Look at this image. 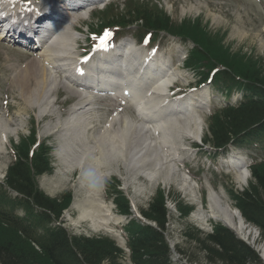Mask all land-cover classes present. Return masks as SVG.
I'll return each instance as SVG.
<instances>
[{"label": "rangeland", "instance_id": "1", "mask_svg": "<svg viewBox=\"0 0 264 264\" xmlns=\"http://www.w3.org/2000/svg\"><path fill=\"white\" fill-rule=\"evenodd\" d=\"M243 1L245 0H184V3H182V0H158V3L161 2V5L165 6L163 8L168 11V15L171 17L172 23H174L176 27L185 29L196 36L199 45L204 49L203 51L213 53L217 55V57L219 56L218 58L224 59L235 66L242 67L246 71L249 70L251 73L256 71L260 76L259 78L264 81V38H259L260 29H253L252 31L254 33L250 32L245 39H241V37L236 35V28H239V30L242 29L238 26L239 22L243 23V21H248L253 27H261L263 22L261 19V14H263L261 9L263 5H259L256 0H247V5L238 4ZM182 7L187 10L186 13H182ZM190 8H193V11L188 12ZM195 9H199L198 14ZM210 14H214V16L220 18L222 22L217 24ZM83 28L87 29V26L84 25ZM204 42L206 44H204ZM23 55H26V57ZM29 56V54L25 53H15L9 49L8 46L0 43V113L7 115L9 110V117H13L18 123L24 122V120L21 119H25V131L21 132L15 128L17 134L15 136L11 135L10 137V145L8 146L9 153L0 152V177L5 175L6 168L11 162V146H13L15 150H20L21 148L31 150L35 142H33V137L30 138L31 134H29V130L31 129V118L27 116L28 114H33V108L28 109V104L22 97L21 88L19 86L10 87L9 83L13 71ZM10 62L13 64L15 63V65L10 66ZM5 100L8 101L6 105L3 104ZM41 128L40 134L43 136L47 133L48 128L44 125H41ZM63 169L65 170V168ZM63 169H57L58 172L56 175L45 176V178L40 181L44 192L50 194L54 198H63L64 195L62 196L61 194L62 190L70 187L73 189L71 192L74 193L75 199L79 196L81 197L83 194L82 190L85 189L84 187L82 188L83 180L82 177H80L81 172L74 174L71 169V171L68 172ZM120 170L121 171L116 174V176L120 182V188L125 190L124 197L130 201L131 210H146L149 204L158 196L163 197L167 201V208L170 210V214L166 238L171 245L170 250L173 254L172 261L182 260V264H207V253L201 249L200 242L197 239L203 240L207 234L214 231L217 225L223 224L226 226L227 224L222 220L210 217L200 220V218H198L199 214L203 211H207V204H205L203 211L193 205L194 209H196L195 212L185 219L180 217L178 207L184 202L193 203L195 201L193 195H190V187L187 186L189 187V189H187L181 186L178 181L168 183L159 182L155 186H150L148 180L145 179L143 183L147 193L143 197H136L135 189H133L132 186L128 185L127 188H125V183L128 179L125 180L124 178L123 167H121ZM212 175L215 177L213 183L221 187L212 167L209 171H205L201 174L202 179L200 186L202 191L205 190V187L202 185H206L208 179ZM232 181H234L233 178ZM250 182L251 179L244 183L239 181L238 183L236 182V184L232 183L231 186L237 191L238 195L249 186ZM184 192H187V195H184ZM84 196L85 194H83V197ZM227 198L231 200L230 197L227 196ZM62 203H64L65 208L68 206L67 201H63ZM70 209L71 207L66 210V212H69ZM74 218L76 222L67 224L69 229L78 233L84 231L83 229L79 231L81 222H79L76 216H74ZM247 226L251 229V233L241 234L231 227L230 229L234 231L237 237L258 253L264 264V241L261 239L262 231L260 228H256L253 225L247 224ZM3 236L9 238L8 235ZM35 249L37 250V248Z\"/></svg>", "mask_w": 264, "mask_h": 264}, {"label": "bare ground", "instance_id": "2", "mask_svg": "<svg viewBox=\"0 0 264 264\" xmlns=\"http://www.w3.org/2000/svg\"><path fill=\"white\" fill-rule=\"evenodd\" d=\"M183 6V5H182ZM183 8V7H182ZM193 11L190 8L188 12ZM196 13H199V9H195ZM187 10L183 8L182 13H186ZM210 16L215 20L217 24L222 22L220 18L210 14ZM236 35L245 39L248 35L242 31H236ZM75 40L76 37L73 33L66 29L61 32L53 41L50 49H47L45 57L47 60H52L49 64L50 67H62L61 60H67V58L76 57L75 51ZM262 42V41H261ZM67 55V58L65 56ZM50 56V59H48ZM139 55L134 54L132 48L128 50L127 55L122 58L123 63L126 65L125 68L121 69L122 77L120 83L128 82L131 83L133 89L136 92V96L140 101H144V104H139L140 111L145 115H154V119L149 124L151 125H140L136 122L131 121L126 116H121L113 119L110 128H105L102 130V126L99 123L94 124L93 120H98V118L93 119V116L88 115L86 120L83 118H77L76 115L68 119V125H76V130L65 135V139H77L80 142L77 146V151L68 156L65 163V170L74 171V168L78 166V163H83L85 160V165L82 167L81 176L82 177V188L84 191H91L89 196L84 202H81L80 206L82 208L81 218L86 221H90L93 225L97 226H109L111 222L118 223L122 218L116 216L111 212V207L104 201L96 196V191L93 190L97 185L100 184L101 174L105 172V165L112 168L115 173H119L121 167L124 170V178L126 181L125 187L128 185L135 189L136 197H143L146 195L147 191L144 189V180L147 179L150 186H155L157 183H168L173 181H178L181 184L180 176L174 174L172 167L166 165L169 156H172L175 141L177 137L182 133L188 135L190 132L189 126L187 124H180L176 120L171 119L170 113L176 104L168 103L165 93L168 90V83L172 77V72H167L163 74V80L160 83H153L152 88L154 89L153 95L148 98L145 93H142L141 89H135L136 83L140 79L141 69L136 70V61ZM109 58V57H108ZM136 59V60H135ZM105 66V65H104ZM105 70L109 73H115L110 70L107 64ZM109 69V70H108ZM140 70V72H139ZM139 72V73H138ZM144 73H147L145 71ZM23 78H18L14 81L19 83L22 87L25 99L29 106L36 105V101L33 102V96H35L34 88L31 82H29L28 76L25 74ZM110 78V75H107ZM51 78L46 75L39 76L36 87V92H40L41 104L48 97L49 92L47 91V86L51 82ZM117 85L116 82L114 84ZM260 93L264 94V84H262ZM91 99L90 96L86 97V101ZM194 98L193 101H196ZM85 101V102H86ZM153 105L155 108L152 110ZM89 104H83L80 109L87 110ZM253 106H249L252 108ZM43 112V111H42ZM41 112V113H42ZM77 113V112H76ZM170 116V117H169ZM24 120L25 119H21ZM20 120V121H21ZM87 120L89 122H87ZM84 121V122H83ZM24 122L13 121V124L8 123L0 115V152H6V147L10 142V137L15 136V127L17 130L25 131ZM23 123V124H21ZM114 124H118L113 126ZM193 126H190L192 130ZM64 136V135H63ZM93 141V144L92 142ZM67 141L61 143L62 148H66ZM83 154L84 157L79 158ZM81 157V156H80ZM71 169V170H70ZM183 182V181H182ZM186 187L187 183L183 182ZM206 212H201L199 214L200 220H204L207 217L216 218L222 220L229 227L234 229L236 232L241 234L251 233V229L247 226L244 219L241 217L240 212L229 205L228 202L222 200L221 197L216 195L208 196L206 203ZM78 203L74 206L77 207ZM209 211V213H208ZM7 217L10 220L17 221L19 225L25 226L31 224V219L27 216H23L18 210L13 209L12 212L7 213ZM35 245V244H34ZM36 247V246H35ZM38 247V246H37ZM36 247V248H37ZM209 264V263H207Z\"/></svg>", "mask_w": 264, "mask_h": 264}, {"label": "trees", "instance_id": "3", "mask_svg": "<svg viewBox=\"0 0 264 264\" xmlns=\"http://www.w3.org/2000/svg\"><path fill=\"white\" fill-rule=\"evenodd\" d=\"M130 14H134L133 19L142 18L147 25L153 23L158 26L161 24L171 26L172 24L169 17L164 15L160 17L157 10L145 6L138 7ZM116 18L126 17L116 15ZM210 55L215 54L210 53ZM206 58L209 56L207 55ZM247 74L252 79L264 83L256 71L251 73L247 70ZM260 117H264V104L227 113L217 122L213 137L218 142L227 141L230 136L249 130V123ZM18 158L20 162L7 171V182L20 192L32 195L35 184L32 182V171L29 167L33 164L34 170L40 174L48 167L47 159L40 151L30 157L29 149L26 148L18 150ZM253 173L254 180L250 187L235 196L243 218L247 223L261 229V239L264 241V163L256 166ZM36 200L55 213L63 208V203L43 194H39ZM120 206L122 212L129 211V202L125 198L120 200ZM179 209L185 217L191 212L186 206L180 205ZM143 214L155 222L157 227L149 225L145 227L137 223L133 227V239L130 245L134 263L177 264L170 258L171 248L166 238L169 222L166 200L158 196ZM45 218L42 217L40 220L43 221ZM25 228L17 221L10 220L6 213L0 212V264H118L116 256L120 250L108 238L69 237L63 229L51 231L40 238L29 230L30 225H25ZM3 235H8L9 238ZM197 240L201 249L207 253L209 264H263L254 249L237 237L233 230L222 224L217 225L203 240ZM35 246H38L37 250Z\"/></svg>", "mask_w": 264, "mask_h": 264}]
</instances>
